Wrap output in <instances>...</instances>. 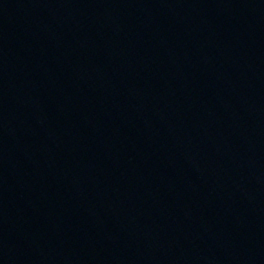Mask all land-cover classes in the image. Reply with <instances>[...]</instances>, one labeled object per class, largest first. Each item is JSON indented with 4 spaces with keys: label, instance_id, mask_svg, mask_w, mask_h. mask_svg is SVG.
<instances>
[{
    "label": "water",
    "instance_id": "water-1",
    "mask_svg": "<svg viewBox=\"0 0 264 264\" xmlns=\"http://www.w3.org/2000/svg\"><path fill=\"white\" fill-rule=\"evenodd\" d=\"M0 264H264V0H0Z\"/></svg>",
    "mask_w": 264,
    "mask_h": 264
}]
</instances>
